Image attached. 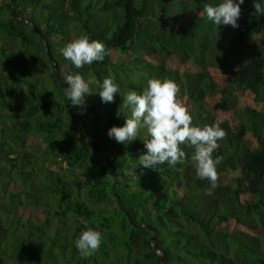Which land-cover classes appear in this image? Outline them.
I'll list each match as a JSON object with an SVG mask.
<instances>
[{
	"label": "trees",
	"instance_id": "trees-1",
	"mask_svg": "<svg viewBox=\"0 0 264 264\" xmlns=\"http://www.w3.org/2000/svg\"><path fill=\"white\" fill-rule=\"evenodd\" d=\"M219 2L16 0L18 20L0 0V264H264V14L244 0L238 27L216 26L203 8ZM82 34L108 54L76 69L61 48ZM49 55L60 75L93 81L82 133L112 141L109 160L108 143L78 140L84 103L69 104ZM217 69L231 72L224 85ZM106 77L120 89L110 103ZM155 78L178 85L194 125L224 130L214 188L196 177L191 146L183 163L144 168L146 129L127 144L107 135L124 123L123 96ZM88 228L103 238L84 257L74 241Z\"/></svg>",
	"mask_w": 264,
	"mask_h": 264
},
{
	"label": "clouds",
	"instance_id": "clouds-1",
	"mask_svg": "<svg viewBox=\"0 0 264 264\" xmlns=\"http://www.w3.org/2000/svg\"><path fill=\"white\" fill-rule=\"evenodd\" d=\"M243 3L244 0H220L215 5H206L203 12L216 26L236 28ZM254 10L264 14V0L254 3ZM61 54L71 61L74 68L81 69L94 61H102L108 53L103 41L82 34L66 43ZM61 78L66 85L63 91L69 104L82 106L84 97L92 91L90 85L93 81L85 79L79 72L64 74ZM99 88L98 93L104 103L112 102L114 94L120 93L118 84L110 77L104 78ZM178 93V85L171 79H149L141 92L129 91L123 96L122 103L127 110L124 123L110 127L107 135L118 143L127 144L139 137L141 129H146L147 138L143 139L146 151L138 157V165L144 168L183 163L186 157L183 146H191L194 152L190 160L196 177L208 180L214 188L219 159H214L212 154L225 132L218 125H194L191 113L177 102ZM102 238L100 231L88 228L79 234L74 244L79 253L87 257L100 247Z\"/></svg>",
	"mask_w": 264,
	"mask_h": 264
},
{
	"label": "water",
	"instance_id": "water-1",
	"mask_svg": "<svg viewBox=\"0 0 264 264\" xmlns=\"http://www.w3.org/2000/svg\"><path fill=\"white\" fill-rule=\"evenodd\" d=\"M15 2H16V0H12V14H13V17L14 18H16V19L19 20V19H22V17L20 15H18V13L16 11ZM37 34L39 35L40 39L44 42V44L46 46L47 53L50 54L49 47L47 46V42H46L44 36L39 31H37ZM49 56H50V58H51V60H52V62L54 64L55 74H56L57 78L59 79L61 86L64 87L65 84L63 83L62 78H61L63 75H60L57 62L54 60V58L51 55H49ZM83 103H84V109H85V111H84V117L82 119V122L77 126V131H76L77 132V136H78V140L80 141V143L82 145L86 144L87 142H89L91 140H94V141L95 140H100V141H104V142L108 143L112 147V152L107 157V159L109 160V157L111 156V154L114 153L115 150H116V147H115L114 143L112 141L102 140V139H97L95 137L86 136V135H84L82 133V127H83V125L85 123V120L87 118V115H88L85 99H84V102ZM113 173H114V188H115V192H116L117 172H116L115 169H113ZM116 197H117V200H118V204L120 206V209L126 213V215L128 216V218H129L130 221H133V219L130 217L129 213L126 211L125 207L123 206V203L121 201L120 196L117 194ZM134 225L135 226H138L137 223H134ZM152 239H154L153 236H152Z\"/></svg>",
	"mask_w": 264,
	"mask_h": 264
},
{
	"label": "rangeland",
	"instance_id": "rangeland-1",
	"mask_svg": "<svg viewBox=\"0 0 264 264\" xmlns=\"http://www.w3.org/2000/svg\"><path fill=\"white\" fill-rule=\"evenodd\" d=\"M182 66L183 65H181L180 67L182 68ZM214 71H215L214 74L218 77V80L222 83V85H224L227 82V80L231 74V72L225 71L223 69H217ZM247 104L254 106V103L251 100L245 101L243 99V97L238 102L239 107L247 105ZM226 117H228L231 124H233V125L239 124V119L237 118L238 115L232 113V115H228ZM222 118H224V117H222ZM45 166H47L51 170L59 172L60 174H63L66 171V169L68 168L67 163L65 161H62L60 159L55 160L54 157H50L49 159H47L45 161Z\"/></svg>",
	"mask_w": 264,
	"mask_h": 264
}]
</instances>
